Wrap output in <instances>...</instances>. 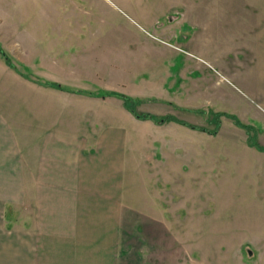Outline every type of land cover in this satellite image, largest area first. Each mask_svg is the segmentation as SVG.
<instances>
[{
	"label": "rangeland",
	"instance_id": "obj_1",
	"mask_svg": "<svg viewBox=\"0 0 264 264\" xmlns=\"http://www.w3.org/2000/svg\"><path fill=\"white\" fill-rule=\"evenodd\" d=\"M233 1L246 9L225 10ZM198 2L210 7L209 18L174 24L165 37L200 65L203 60L213 64L205 63L213 80L204 73L199 78L192 109L173 111L151 102L137 107L167 121L135 122V177L128 207L134 216L130 213L123 223L117 264H264V244L248 211L257 198L254 192L248 195L249 188L264 172L257 161L258 152H264V80L258 72L264 63V0ZM169 6L168 0H0V46L30 77L19 91L24 103L32 100L34 77L19 60L31 65L38 55L65 54L71 57L72 73L94 75L97 56L116 58L125 49L131 56L145 54L142 40L150 37L148 32L163 33L169 23L163 9ZM176 6L189 14L185 4ZM225 17L231 20L224 22ZM240 24L251 27L247 44ZM113 40L118 44L104 52L103 44ZM0 59V71L7 70ZM223 72L240 89L235 91L241 102L222 100ZM1 75L2 83L9 84L10 78ZM170 114L197 128L172 125ZM224 162L232 164L221 172Z\"/></svg>",
	"mask_w": 264,
	"mask_h": 264
},
{
	"label": "crops",
	"instance_id": "obj_2",
	"mask_svg": "<svg viewBox=\"0 0 264 264\" xmlns=\"http://www.w3.org/2000/svg\"><path fill=\"white\" fill-rule=\"evenodd\" d=\"M181 3L188 15L176 6ZM232 3L224 9L232 13L246 9L241 2ZM168 4L163 12L169 14V23L163 33L148 32L150 37L139 42L145 54L137 51L131 56L125 49L116 58L95 56L94 75L72 73L70 55H38L31 65L19 60L35 79H30L34 92L29 103L19 92L28 74L2 63L7 70L0 71V264H117L123 223L133 215L128 207L135 177V122L155 120L135 117L120 97L107 93L134 99L139 113L153 115L137 109L150 102L173 111L192 109L199 97V78L203 73L212 80L214 76L205 63L213 64L203 60L201 66L188 50L165 37L166 29L193 24L195 16L207 20L210 7L198 0H168ZM227 19L231 20L225 17L224 22ZM245 25L238 28L244 32V39L240 38L244 43L251 28ZM117 44L107 41L103 51ZM258 72L264 80V63ZM236 73L231 71L237 77ZM1 74L10 78L9 84L2 83ZM222 76L226 77L222 100L241 102L235 82L225 72ZM258 153L259 165L253 163L263 171L264 152ZM197 154L194 146L192 156ZM231 164L224 162L221 172ZM262 178L249 188L248 195L254 192L257 198L248 211L264 244Z\"/></svg>",
	"mask_w": 264,
	"mask_h": 264
},
{
	"label": "trees",
	"instance_id": "obj_3",
	"mask_svg": "<svg viewBox=\"0 0 264 264\" xmlns=\"http://www.w3.org/2000/svg\"><path fill=\"white\" fill-rule=\"evenodd\" d=\"M0 55H2V57L4 58L6 64L8 66H10L11 68H13L14 70H16L17 72L19 71L16 66L13 64V62L11 61V59L8 57V55L3 51V49L1 48L0 46ZM23 76H26V74L24 73H21ZM46 84H50V85H54V86H57L58 87V84L56 83H52V82H46ZM107 94H114L115 96H118L120 97L122 100H123V103L124 105L126 106V108L137 118L139 119H152V120H155L156 122H164L166 119L165 118H157L155 115H151V114H146V113H139L137 112L136 108H135V101L134 99L126 96V95H123V94H120V93H107ZM172 120V118H170ZM174 120H177V119H174ZM177 123H180L182 125H185V126H190L191 128H197L193 125H190L188 124L187 122L185 121H175Z\"/></svg>",
	"mask_w": 264,
	"mask_h": 264
}]
</instances>
